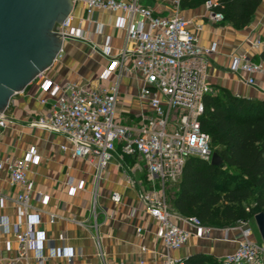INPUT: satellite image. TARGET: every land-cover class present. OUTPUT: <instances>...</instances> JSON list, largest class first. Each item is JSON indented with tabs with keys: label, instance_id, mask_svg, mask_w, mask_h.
Here are the masks:
<instances>
[{
	"label": "built area",
	"instance_id": "obj_1",
	"mask_svg": "<svg viewBox=\"0 0 264 264\" xmlns=\"http://www.w3.org/2000/svg\"><path fill=\"white\" fill-rule=\"evenodd\" d=\"M73 2L83 5L88 22H92L98 11L126 15L125 46L101 76L103 81L111 76L115 79L109 88L45 81L42 90L47 97L41 103L46 106L47 113L31 126L63 136L62 151H70L73 159L82 160L94 169L96 182L108 168L118 147L121 156L138 158L143 163L147 180L146 187L139 185V200L146 213L161 226L160 238L166 249L161 255L162 264H185L184 260L172 258L170 252L183 249L192 237L211 240L212 227L197 217H184L174 212L168 191L171 185L179 182L190 158L212 161L210 138L201 131L199 119L204 112L206 96L215 94L210 84L209 67L217 47L201 45L197 33L191 32L190 22L180 12L183 0H168L171 13L167 16L155 15L139 0ZM205 7L213 22H224L223 14L214 11L217 7L214 0L207 1ZM73 23L71 14L57 27L56 33L62 34L63 41H87L84 32L75 29ZM247 43L251 50L264 52V38L249 37ZM104 54L110 55L108 47ZM231 59V71L245 74L248 86H256L257 76L264 78V61L254 62L244 55ZM124 74H136L143 82L137 98L146 108L132 124H123L116 118ZM5 111L0 114V132L7 128ZM39 163L40 157L34 149L23 159L0 160V171H6L11 186L18 189L14 202L19 215L17 223L0 217V234H12L16 244V255L0 257V264H47L55 258L72 263L76 258V253L69 248L52 250L48 256L44 254L46 235L41 230L42 212L33 204L32 197L35 195L36 201L44 205L49 198L42 192L36 193L29 178L30 168ZM129 184L137 185L136 181ZM69 186L73 193L84 189L83 185L69 183ZM111 200L121 204L122 197L113 194ZM48 215L52 224L59 219L56 214ZM231 231L237 232V247L219 260L220 263L264 264V242L254 239L250 220L226 229V237ZM137 232L141 233L142 229ZM97 248L98 256L103 258L99 242ZM12 250V243L8 242L6 251ZM142 251L146 252V248Z\"/></svg>",
	"mask_w": 264,
	"mask_h": 264
},
{
	"label": "crops",
	"instance_id": "obj_2",
	"mask_svg": "<svg viewBox=\"0 0 264 264\" xmlns=\"http://www.w3.org/2000/svg\"><path fill=\"white\" fill-rule=\"evenodd\" d=\"M139 3L152 9L157 16L171 13L168 0H139ZM182 3L181 15L190 22L189 28L197 33L200 44L217 47L209 67L210 84L215 93L225 89L234 96L264 100L262 76H257L256 86L252 87L245 83V74L233 73L230 68L232 56L244 55L256 62L255 57L261 54L250 49L247 39L264 38V0L251 24L244 29H237L228 22H213L205 4L192 6L191 2H187L184 6ZM71 14L74 17L73 27L82 30L87 41H63L58 59L22 92L12 97L5 111L7 128L0 132V160L23 159L33 149L40 157V163L30 168L29 178L35 192H42L49 198L44 205L36 201L35 195L32 197L33 204L42 212L41 230L46 235L44 254L48 256L52 250L64 248L76 253L72 263L55 258L47 264H162L161 255L166 253V249L160 238L161 226L146 213L139 200V185L147 186L143 163L135 157L121 156L118 147L108 168L96 182L94 169L82 160L73 159L70 151H62L61 146L65 144L63 136L31 126L32 122L47 113L46 106L41 103L47 97L42 90L45 81L59 85L78 83L93 88H109L115 79L111 76L103 81L101 76L125 46L123 27L126 15L98 11L92 22H88L81 4H74ZM107 47L109 56L104 54ZM142 85L136 74H124L116 110V118L121 123L137 122V116L146 108L137 98ZM130 181H136L137 185L131 186ZM69 183L83 185L84 189L73 193ZM17 193L18 189L11 186L7 172L0 171V217L8 218L12 223L19 221L14 202ZM113 194L121 195V204L112 202ZM49 213L59 216L53 224L50 223ZM235 226L237 224L212 227L211 240L192 237L183 249L170 252V255L184 261L196 254L222 260L237 247V232L231 231L227 237L225 232ZM139 228L141 233L137 232ZM8 242L13 246L11 252L6 251ZM98 242L103 258L98 256ZM15 246L12 234H0V257H14ZM143 247L146 252L142 251Z\"/></svg>",
	"mask_w": 264,
	"mask_h": 264
},
{
	"label": "trees",
	"instance_id": "obj_3",
	"mask_svg": "<svg viewBox=\"0 0 264 264\" xmlns=\"http://www.w3.org/2000/svg\"><path fill=\"white\" fill-rule=\"evenodd\" d=\"M211 0H183L192 6ZM215 12L237 29L248 27L263 0H214ZM183 4V3H182ZM264 61V52L257 57ZM210 147L223 160L213 166L190 158L183 170L171 209L184 217H197L210 227H227L264 213V100L246 99L221 89L206 96L199 119ZM185 264H221L206 254H196Z\"/></svg>",
	"mask_w": 264,
	"mask_h": 264
},
{
	"label": "water",
	"instance_id": "obj_4",
	"mask_svg": "<svg viewBox=\"0 0 264 264\" xmlns=\"http://www.w3.org/2000/svg\"><path fill=\"white\" fill-rule=\"evenodd\" d=\"M73 0H0V114L12 97L43 74L62 51L56 29L71 15ZM211 164L223 166L214 153ZM264 242V213L254 216Z\"/></svg>",
	"mask_w": 264,
	"mask_h": 264
},
{
	"label": "rangeland",
	"instance_id": "obj_5",
	"mask_svg": "<svg viewBox=\"0 0 264 264\" xmlns=\"http://www.w3.org/2000/svg\"><path fill=\"white\" fill-rule=\"evenodd\" d=\"M170 188H171V189H169L170 194H169V191H168L169 200L172 199L174 193L176 192V187L175 186H171ZM248 220H250L251 227H252L253 232H254V239H256L260 243L263 242L262 239H261V236L259 234L258 228H257V226L255 224L254 216L250 217Z\"/></svg>",
	"mask_w": 264,
	"mask_h": 264
}]
</instances>
